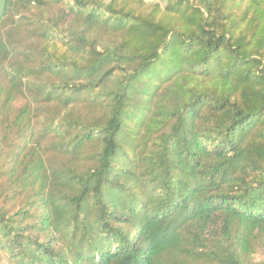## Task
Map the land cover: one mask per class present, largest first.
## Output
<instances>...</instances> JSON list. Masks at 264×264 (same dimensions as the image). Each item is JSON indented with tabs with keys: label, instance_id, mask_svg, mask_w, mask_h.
<instances>
[{
	"label": "trees",
	"instance_id": "1",
	"mask_svg": "<svg viewBox=\"0 0 264 264\" xmlns=\"http://www.w3.org/2000/svg\"><path fill=\"white\" fill-rule=\"evenodd\" d=\"M0 264H264V0H0Z\"/></svg>",
	"mask_w": 264,
	"mask_h": 264
}]
</instances>
